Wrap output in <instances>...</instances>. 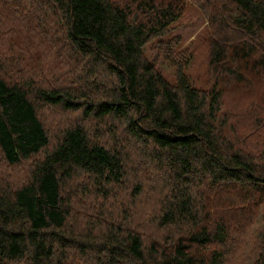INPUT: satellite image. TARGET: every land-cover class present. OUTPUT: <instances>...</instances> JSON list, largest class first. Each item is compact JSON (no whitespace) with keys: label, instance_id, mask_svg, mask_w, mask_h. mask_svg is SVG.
<instances>
[{"label":"trees","instance_id":"obj_1","mask_svg":"<svg viewBox=\"0 0 264 264\" xmlns=\"http://www.w3.org/2000/svg\"><path fill=\"white\" fill-rule=\"evenodd\" d=\"M0 264H264V0H0Z\"/></svg>","mask_w":264,"mask_h":264},{"label":"rangeland","instance_id":"obj_2","mask_svg":"<svg viewBox=\"0 0 264 264\" xmlns=\"http://www.w3.org/2000/svg\"><path fill=\"white\" fill-rule=\"evenodd\" d=\"M172 39L176 40L174 50L184 52V56L189 60L184 68V74L190 85L195 88H206L209 82L207 73L208 26L196 5L188 3L183 15L172 23L163 36L154 38L145 45L144 52L148 59L170 82H174V65L170 59H167L161 46L163 43L172 42ZM44 119L54 133V128L50 126L52 118L44 115Z\"/></svg>","mask_w":264,"mask_h":264}]
</instances>
